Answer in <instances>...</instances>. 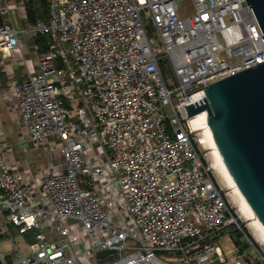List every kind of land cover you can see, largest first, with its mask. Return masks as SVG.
Listing matches in <instances>:
<instances>
[{"label":"built area","instance_id":"built-area-1","mask_svg":"<svg viewBox=\"0 0 264 264\" xmlns=\"http://www.w3.org/2000/svg\"><path fill=\"white\" fill-rule=\"evenodd\" d=\"M36 1L31 23L26 0H0V58L20 54L25 75L4 86L23 159L0 139V239L35 234L0 264H214L215 242L244 232L185 107L264 63L245 0Z\"/></svg>","mask_w":264,"mask_h":264},{"label":"water","instance_id":"water-1","mask_svg":"<svg viewBox=\"0 0 264 264\" xmlns=\"http://www.w3.org/2000/svg\"><path fill=\"white\" fill-rule=\"evenodd\" d=\"M245 3L264 41V0ZM204 96L184 106L187 116L201 113L211 147L264 234V63L210 84Z\"/></svg>","mask_w":264,"mask_h":264},{"label":"crops","instance_id":"crops-1","mask_svg":"<svg viewBox=\"0 0 264 264\" xmlns=\"http://www.w3.org/2000/svg\"><path fill=\"white\" fill-rule=\"evenodd\" d=\"M20 59L21 56L18 53L6 57L5 61L0 58V139H3L7 144L12 146L16 159L21 160L23 157L15 143V129L12 126V120L16 114L13 107L8 104L4 90L5 82L9 77H15L19 80L25 78L23 66L18 63ZM27 159L31 166H35V154L33 152H28ZM215 245L220 256L215 264L225 263L231 256L242 257L244 264H258L254 256H252V248L249 246L247 238L243 240V237H239L238 232L233 229H228L222 235V238L215 242ZM169 257H172V259H182L179 255H169Z\"/></svg>","mask_w":264,"mask_h":264},{"label":"rangeland","instance_id":"rangeland-1","mask_svg":"<svg viewBox=\"0 0 264 264\" xmlns=\"http://www.w3.org/2000/svg\"><path fill=\"white\" fill-rule=\"evenodd\" d=\"M182 5H186V3ZM163 66H164V73H171V68L167 62H164ZM202 133L203 130H201L199 133L197 132L196 138L198 139V134L200 137H202ZM198 148L205 167L210 169L212 178L214 179L217 186L223 192L225 203L230 208L231 212L235 215V218L238 220L241 228L245 231L247 236L250 237L251 240L256 245L257 252L252 250V254H253L252 256H254L258 264H264V258H263L264 242L261 241L258 232L253 227L254 225L251 223V221L247 218L244 211L242 210V206L240 204L239 199L237 198L236 194L230 188L227 181L224 179L222 173L220 172L213 150H211L210 147L204 148L200 145L198 146ZM41 164L43 165V163ZM238 234H240L243 237V240L247 238V236L243 235L242 233L238 232ZM28 248H29V241H26L23 235H18L17 231H13V229L8 232V235L6 237L0 239V252L6 255L14 254V256L16 257L25 256L29 252ZM158 257L161 260L172 264H182L183 262V259L181 258L172 259V257H169V255L163 253L158 254ZM231 257H229L228 260L222 264H226L227 262L228 264H232L231 262H229L230 261L229 259Z\"/></svg>","mask_w":264,"mask_h":264},{"label":"bare ground","instance_id":"bare-ground-1","mask_svg":"<svg viewBox=\"0 0 264 264\" xmlns=\"http://www.w3.org/2000/svg\"><path fill=\"white\" fill-rule=\"evenodd\" d=\"M189 124L190 127L194 130V132H200L201 130H203L202 133V137L199 136L198 134V143L200 146L202 147H210L211 150H213V153L215 155V159L217 161L218 167L220 169V172L222 173L224 179L227 181L228 185L230 186V188L234 191V193L236 194L237 198L240 201V204L242 206V210L244 211L245 215L247 216V218L251 221V223L254 225V229H256V231L258 232L260 239L262 242H264V234L262 233L261 229L259 228V226L257 225V223L253 220V217L251 216L250 212L248 211L247 207L245 206L244 202L242 201L237 189L235 188L233 182L231 181L229 175L227 174L226 170L224 169V167L222 166L221 162L218 160L214 149L211 147V144L209 143V139L206 135V133L204 132V128H203V124H202V116L201 113L192 117L189 120ZM201 129V130H200Z\"/></svg>","mask_w":264,"mask_h":264},{"label":"trees","instance_id":"trees-1","mask_svg":"<svg viewBox=\"0 0 264 264\" xmlns=\"http://www.w3.org/2000/svg\"><path fill=\"white\" fill-rule=\"evenodd\" d=\"M40 4L41 3H37V1L35 0V9H34V0H26L27 14L29 16V21L31 23H33L36 17L40 15L41 9H39L38 7L43 6V4L42 6ZM42 14L44 16L45 12L43 11ZM48 41H49V38L46 35L37 37V39L35 40V44L39 47V53H44L47 50ZM243 232H244L243 235L247 236L244 230ZM34 235H35L34 233H25L23 236L26 241H29V244H32L34 242ZM238 235L239 237L241 236L240 234ZM247 239L254 244V242L251 240L250 237L247 236ZM254 246L256 247L255 244Z\"/></svg>","mask_w":264,"mask_h":264}]
</instances>
